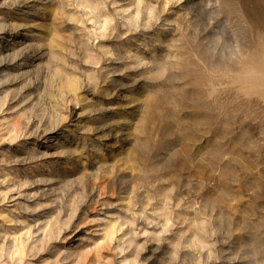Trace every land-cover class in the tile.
<instances>
[{
  "label": "rangeland",
  "instance_id": "rangeland-1",
  "mask_svg": "<svg viewBox=\"0 0 264 264\" xmlns=\"http://www.w3.org/2000/svg\"><path fill=\"white\" fill-rule=\"evenodd\" d=\"M0 22V264H264V0Z\"/></svg>",
  "mask_w": 264,
  "mask_h": 264
},
{
  "label": "bare ground",
  "instance_id": "bare-ground-1",
  "mask_svg": "<svg viewBox=\"0 0 264 264\" xmlns=\"http://www.w3.org/2000/svg\"><path fill=\"white\" fill-rule=\"evenodd\" d=\"M6 26H5V24L3 23H1L0 22V31H3V30H5L4 28H5ZM139 66H141V64L139 65ZM55 221V220H54ZM48 222H50V221H48ZM55 223H56V221H55ZM55 223H53L52 222V224H54V226L56 225ZM53 228V227H52ZM51 228V229H52ZM47 229H50V223H47L46 225H45V227H44V230L45 231H47ZM44 231V232H45ZM54 230H52V232H53ZM51 236V235H50ZM105 247H104V245L103 244H100L99 246H98V248H97V250H96V254L97 255H99V253H100V251H102L103 249H104ZM82 258H83V256H80V260H82Z\"/></svg>",
  "mask_w": 264,
  "mask_h": 264
}]
</instances>
